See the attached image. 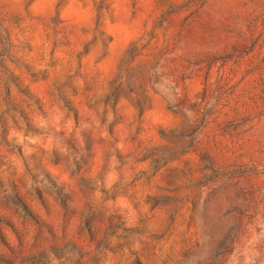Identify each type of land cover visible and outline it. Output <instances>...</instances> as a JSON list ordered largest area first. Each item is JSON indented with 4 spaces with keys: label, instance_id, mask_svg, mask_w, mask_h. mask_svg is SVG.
<instances>
[{
    "label": "rangeland",
    "instance_id": "rangeland-1",
    "mask_svg": "<svg viewBox=\"0 0 264 264\" xmlns=\"http://www.w3.org/2000/svg\"><path fill=\"white\" fill-rule=\"evenodd\" d=\"M0 264H264V0H0Z\"/></svg>",
    "mask_w": 264,
    "mask_h": 264
}]
</instances>
